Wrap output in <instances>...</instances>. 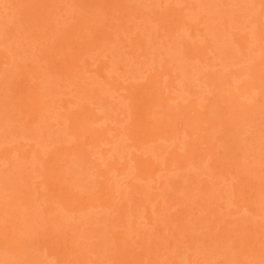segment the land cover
Masks as SVG:
<instances>
[{
	"label": "rangeland",
	"instance_id": "rangeland-1",
	"mask_svg": "<svg viewBox=\"0 0 264 264\" xmlns=\"http://www.w3.org/2000/svg\"><path fill=\"white\" fill-rule=\"evenodd\" d=\"M0 264H264V0H0Z\"/></svg>",
	"mask_w": 264,
	"mask_h": 264
}]
</instances>
